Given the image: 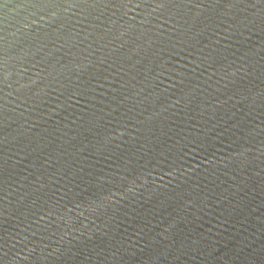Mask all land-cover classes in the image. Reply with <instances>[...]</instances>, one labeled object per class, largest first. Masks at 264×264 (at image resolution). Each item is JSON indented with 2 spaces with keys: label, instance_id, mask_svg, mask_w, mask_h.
Segmentation results:
<instances>
[{
  "label": "water",
  "instance_id": "obj_1",
  "mask_svg": "<svg viewBox=\"0 0 264 264\" xmlns=\"http://www.w3.org/2000/svg\"><path fill=\"white\" fill-rule=\"evenodd\" d=\"M0 264H264V0H0Z\"/></svg>",
  "mask_w": 264,
  "mask_h": 264
}]
</instances>
